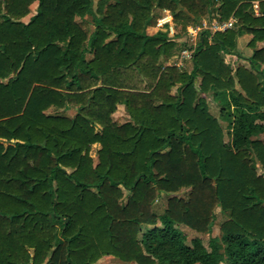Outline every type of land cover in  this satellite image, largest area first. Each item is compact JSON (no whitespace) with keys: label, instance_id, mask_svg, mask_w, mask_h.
Instances as JSON below:
<instances>
[{"label":"trees","instance_id":"trees-1","mask_svg":"<svg viewBox=\"0 0 264 264\" xmlns=\"http://www.w3.org/2000/svg\"><path fill=\"white\" fill-rule=\"evenodd\" d=\"M163 11L182 33L235 23L203 32L187 71L147 34ZM263 67L264 0H0V264H264ZM216 209L211 250L187 242Z\"/></svg>","mask_w":264,"mask_h":264},{"label":"rangeland","instance_id":"rangeland-1","mask_svg":"<svg viewBox=\"0 0 264 264\" xmlns=\"http://www.w3.org/2000/svg\"><path fill=\"white\" fill-rule=\"evenodd\" d=\"M93 4L95 5L98 0H92ZM37 3L35 2L30 6V14L24 18L22 21L27 22L29 17L32 16L35 13ZM78 22L80 20L77 19ZM217 23H223V22H217V21H207L203 20L201 22L200 27H197V25H191L187 27L186 32L182 33L179 27H176L174 23L172 22V16L168 11H163L159 13V19L156 21L153 27L147 29V34L152 35L159 31L164 32L165 36L169 39L174 40L177 42V49L174 51V55L170 57L166 62L165 65H176L178 67L184 68L187 71H190L192 67V55L195 52L197 43L202 36L203 32H209L211 34H214L211 30V27ZM81 25L84 28V30L87 32L89 36L92 35L94 27L92 25L90 17H85L83 21H81ZM167 25V26H165ZM199 28V30H197ZM249 40L248 36H243L237 39V47L235 50V53L237 55H225L224 59L226 62H228L232 68H235L237 65H242L244 67L249 68V62L248 58L252 54V50L246 46L247 42ZM264 69V67H263ZM262 69V70H263ZM259 81L262 85H264V79L259 76ZM210 113L216 117L219 120V124L221 125L223 132L226 133V123L223 122L220 119L219 115V107L215 101H213L210 96H205ZM52 113V111L50 112ZM64 116L71 117L73 116L72 111L62 112ZM113 119L117 123H124L125 121H128V116L124 110V107L119 105L117 107V111L113 115ZM227 138L225 137V140ZM256 139H259L264 142V134L259 135L256 137ZM98 148V146H93L91 151V156L95 160L94 152ZM163 201L157 202L155 204V210L157 212H161L163 209ZM224 218H228V213H225L224 216H222L219 212V209L215 210V215L213 222L210 224L208 232L205 235H196L194 232L190 231L187 228H181L183 231L186 241L189 242L193 237L199 236L204 247L210 251L212 247V241L214 238H218L222 235L220 226ZM96 264H134V263H124L121 262L115 258L112 257H104L101 260H99Z\"/></svg>","mask_w":264,"mask_h":264},{"label":"built area","instance_id":"built-area-1","mask_svg":"<svg viewBox=\"0 0 264 264\" xmlns=\"http://www.w3.org/2000/svg\"><path fill=\"white\" fill-rule=\"evenodd\" d=\"M254 13H255V15L259 14L257 3H254ZM234 23H235V19L234 18H230L226 22L217 23V24L213 25L211 27V30L213 31V33L224 32L226 30H230L231 28H233ZM197 27H200V25H197ZM197 30H199V28H197Z\"/></svg>","mask_w":264,"mask_h":264},{"label":"crops","instance_id":"crops-1","mask_svg":"<svg viewBox=\"0 0 264 264\" xmlns=\"http://www.w3.org/2000/svg\"><path fill=\"white\" fill-rule=\"evenodd\" d=\"M121 106V105H120ZM72 111L74 114H75V108H70V109H67L66 111H64V112H67V111ZM74 114H73V116H74ZM73 116H71L70 118H72Z\"/></svg>","mask_w":264,"mask_h":264}]
</instances>
